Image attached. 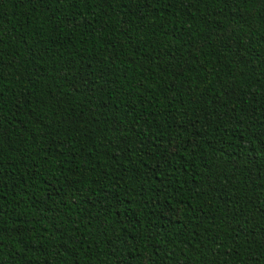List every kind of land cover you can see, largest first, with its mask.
<instances>
[{
  "label": "trees",
  "instance_id": "trees-1",
  "mask_svg": "<svg viewBox=\"0 0 264 264\" xmlns=\"http://www.w3.org/2000/svg\"><path fill=\"white\" fill-rule=\"evenodd\" d=\"M0 264H264V0H0Z\"/></svg>",
  "mask_w": 264,
  "mask_h": 264
}]
</instances>
